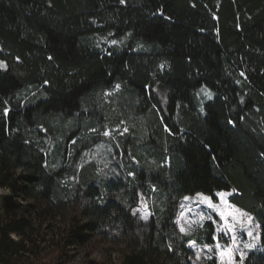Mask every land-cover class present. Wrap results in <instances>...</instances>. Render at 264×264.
<instances>
[{
    "label": "trees",
    "instance_id": "1",
    "mask_svg": "<svg viewBox=\"0 0 264 264\" xmlns=\"http://www.w3.org/2000/svg\"><path fill=\"white\" fill-rule=\"evenodd\" d=\"M0 64V264H54L45 221L65 209L67 246L195 264L216 224L182 234L183 199L223 191L264 249V0H0Z\"/></svg>",
    "mask_w": 264,
    "mask_h": 264
},
{
    "label": "rangeland",
    "instance_id": "2",
    "mask_svg": "<svg viewBox=\"0 0 264 264\" xmlns=\"http://www.w3.org/2000/svg\"><path fill=\"white\" fill-rule=\"evenodd\" d=\"M202 93H207L208 99H211L213 97V94L206 88H203L199 91L197 95V103L200 104L199 109L201 111L203 110V101L201 99ZM116 129L117 128H113V130L110 131L108 130L107 132L109 133V135L107 136L104 135V133L106 132L105 131L103 133V137L107 140L113 139V141L117 143V138L114 137V132H116ZM110 146V142L100 143L92 152H88L86 154V158H88L89 160L98 159L102 162L107 161L109 153L111 151ZM8 193V189L0 187V196L6 195ZM217 193H215V197L203 194L185 197L182 202V211L179 215V218L177 219L178 229L184 235H192L198 230L204 228L207 222L215 221L216 236L214 244H191L194 250L195 264H210V262L213 260L216 261V264H228L229 257L227 255L223 257L220 256L219 250L216 247L217 243H219L221 249L229 246L232 247L234 253L233 259L235 261V264H243V262L251 252L262 249L260 226L253 233V236L256 237L255 239H253V237H248L245 232V229L248 227V225L246 223H243L242 218L239 216V213L247 212L231 204V202L229 201L230 195L226 196L222 200L217 196ZM223 193L229 192L223 191ZM201 197L210 198L211 202L217 205L221 211H225L226 214L228 211L232 210L229 209V204L232 205L235 210H237L233 213V215L236 216V221L234 222V231L237 236V241L235 245H233L231 242V232H229L228 235H225L223 231H217L218 228H225V225L223 224L220 216L217 215L216 211L213 208H210L206 202L201 201ZM21 201L23 203H26L24 199H21ZM225 201H227V203H225ZM148 206V202L145 199H142L138 210L143 218L145 216H147V218L150 216V210ZM76 214V211L72 209L53 210L52 214L46 217L47 219L45 221V226L51 225V228H49L48 230H44V237L47 241L45 243V247L50 250L58 247L61 249L62 253L61 257H56L55 260H53L54 264H120L124 250V246L122 244L104 241L101 237L94 236L88 243L84 245H66V231L70 227V219H72ZM201 216H203L202 220ZM253 220L254 223H257L254 217ZM181 228H184V231H181ZM220 235L223 239L219 237ZM13 238L18 239L15 235H13ZM245 244H254L255 248H246ZM237 246L239 248V251H236ZM209 248H211L212 251H209ZM241 252L244 253V260L242 262L240 261Z\"/></svg>",
    "mask_w": 264,
    "mask_h": 264
},
{
    "label": "snow or ice",
    "instance_id": "3",
    "mask_svg": "<svg viewBox=\"0 0 264 264\" xmlns=\"http://www.w3.org/2000/svg\"><path fill=\"white\" fill-rule=\"evenodd\" d=\"M123 2H124V0H121V3H123ZM7 111L8 110L5 109V115H7ZM104 135L107 136V135H109V133L105 132ZM228 195H230V193H223V192L217 193V196L219 198H221L222 200ZM186 199H188V198H186ZM201 201L202 202H206L207 205L210 208H213L216 211L217 215L220 216L223 224L225 225V228H218L217 231L218 232L219 231H223L225 235H228V233L231 232L232 233L231 242H232L233 245H235L236 241H237V236H236L235 231H234V227H235L234 222L236 221V216L233 215V213L235 211H237V210H235L233 208V206L229 204L228 207H229V209H232V210L228 211L227 214H226L225 211H221L220 208L217 205L213 204L211 202L210 198L201 197ZM225 203H227V201H225ZM239 216L242 218V222L246 223L248 225V227L245 229L246 235L248 237H253V239H255L256 237L253 236V233H254V231H256V229L259 228V224L258 223H254L253 217L250 214H248V213H239ZM144 218L147 219V216H145ZM202 219H203V216H201V220ZM181 231H184V228H181ZM216 247L219 250L220 256L223 257V256L227 255L229 257L228 264H235V261L233 259L234 253H233L232 247L229 246V247H225V248L221 249L219 243H217ZM245 247L249 248V249H252V248H255V245L254 244H245ZM208 250L212 251L211 248H209ZM261 250L264 251V249H261ZM236 251H239L238 246L236 248ZM243 260H244V253L241 252L240 253V261L242 262Z\"/></svg>",
    "mask_w": 264,
    "mask_h": 264
}]
</instances>
